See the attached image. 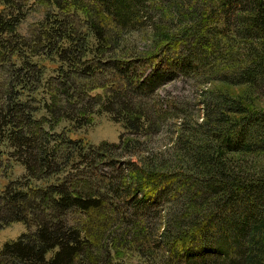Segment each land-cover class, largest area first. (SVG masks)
<instances>
[{
    "label": "trees",
    "instance_id": "obj_1",
    "mask_svg": "<svg viewBox=\"0 0 264 264\" xmlns=\"http://www.w3.org/2000/svg\"><path fill=\"white\" fill-rule=\"evenodd\" d=\"M188 74L252 99L201 90L199 122L158 94ZM260 95L264 0H0V167L25 170L0 228L27 227L0 264H264ZM94 108L117 143L73 135Z\"/></svg>",
    "mask_w": 264,
    "mask_h": 264
},
{
    "label": "rangeland",
    "instance_id": "obj_2",
    "mask_svg": "<svg viewBox=\"0 0 264 264\" xmlns=\"http://www.w3.org/2000/svg\"><path fill=\"white\" fill-rule=\"evenodd\" d=\"M34 19L35 17H29L24 25H28L29 22ZM196 79L197 78L193 77L191 74L186 76L178 75L176 78L166 82L165 85L158 91L160 99L164 100V103L170 99L175 100L177 104L185 107L184 109L187 111V113L198 116L199 122L202 120L201 117L203 115L202 103L200 102L199 97L201 90L221 91L241 100L246 98L248 99L249 97L252 99L250 95V89L247 87L232 86L227 83L220 82H214L206 85H197ZM259 99H261V101L256 102L255 104L258 107L264 109V98L260 95ZM93 111L94 113L91 116L90 123L76 130L73 135L82 137L86 141H89L93 144H100L103 141L117 143L122 132L121 125L112 121V119L106 113L100 112L99 110H96V108H94ZM172 123L170 122V125L168 124L166 126L160 125L161 127H159V131L154 134V136L149 138V143H147L148 146L155 149H166L172 147L175 144V137L177 135V133L174 132L176 124ZM164 145H166L165 148ZM142 155H144V153H142L141 156ZM236 157H239V155H236ZM8 162L9 164L1 165L2 167H0V188H2V186L7 181L12 179H23L25 176V170L21 164L19 165L18 163L12 162L9 159ZM250 162L258 172L259 167H264V155L260 154L254 156ZM251 163H249V165H252ZM25 231H27V227L22 222H14L0 228V248L5 242L17 239V237H19L20 234ZM137 263L138 260L136 257H134L132 259V264Z\"/></svg>",
    "mask_w": 264,
    "mask_h": 264
}]
</instances>
